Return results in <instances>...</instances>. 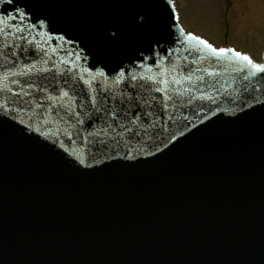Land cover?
I'll use <instances>...</instances> for the list:
<instances>
[{
    "label": "water",
    "instance_id": "obj_1",
    "mask_svg": "<svg viewBox=\"0 0 264 264\" xmlns=\"http://www.w3.org/2000/svg\"><path fill=\"white\" fill-rule=\"evenodd\" d=\"M189 35L172 0H0V264H264V73Z\"/></svg>",
    "mask_w": 264,
    "mask_h": 264
},
{
    "label": "rangeland",
    "instance_id": "obj_2",
    "mask_svg": "<svg viewBox=\"0 0 264 264\" xmlns=\"http://www.w3.org/2000/svg\"><path fill=\"white\" fill-rule=\"evenodd\" d=\"M181 26L216 47L229 46L260 62L264 0H173Z\"/></svg>",
    "mask_w": 264,
    "mask_h": 264
},
{
    "label": "snow or ice",
    "instance_id": "obj_3",
    "mask_svg": "<svg viewBox=\"0 0 264 264\" xmlns=\"http://www.w3.org/2000/svg\"><path fill=\"white\" fill-rule=\"evenodd\" d=\"M3 2H4V3H8V4H12V3H13V0H3ZM18 11L20 12L21 15H23L22 10H19V9H18ZM117 36H118V33H117V32H113V33H112V37H113V38H116ZM22 38H23V37H22ZM187 39H189V40H197L198 43L203 44L205 47L209 48V49H210L214 54H216L217 56L226 55L227 52H229V51H233V50H231V49H223V48H221V49H216V48H213L212 45L208 44V43H207L206 41H204V40H200L198 37H195V36H191V35H189V36L187 37ZM156 42L159 43V41H156ZM234 55H235L239 60L245 61V62L247 63V65H248V67L252 70V73H253V74H256V73H264V64L253 63V61H252L248 56H246V55H242L240 52H234ZM13 63H15V61H13ZM33 67H35V65H33ZM60 75L63 76L62 73H61ZM101 75H103V73H101ZM119 76H120V77H123V76H124L123 71H121V72L119 73ZM132 79H135V77H132ZM245 79H247V76L245 77ZM65 83H67V81H65ZM157 91H159V89H157ZM62 95H63L64 97H67V96L69 95V93H68L67 91H63V92H62ZM127 99L129 100V102H131L132 97H127ZM153 99H154V98H153ZM169 99H171V97H169ZM92 103H95V100H93ZM146 103H147V101H146ZM149 106H150V105H149ZM97 110L99 111V109H97ZM162 110H163V109H162ZM108 112L111 113V117H112V119H117V118H119V116H120V113H119V111H117V110H114V109H108V110H106V114H107ZM77 115H78V114H77ZM133 115H135V113H133ZM150 115H151L150 112H149V113H145V119H147V117L150 116ZM124 118L128 119V124H136V121H135V120H133L131 117H128V113H127L126 110L124 111ZM78 122H79V123H83L82 120H79ZM155 123H156V122L153 120V121H152L153 126L155 125ZM128 124H121L120 126L123 127V128H125V129L128 130V131H133V129H131V128L128 127ZM143 131H144L145 134H147L148 129H147V128H144ZM173 135H174V134H173ZM170 138H171V137H170Z\"/></svg>",
    "mask_w": 264,
    "mask_h": 264
}]
</instances>
